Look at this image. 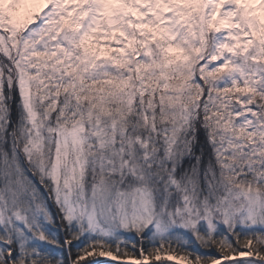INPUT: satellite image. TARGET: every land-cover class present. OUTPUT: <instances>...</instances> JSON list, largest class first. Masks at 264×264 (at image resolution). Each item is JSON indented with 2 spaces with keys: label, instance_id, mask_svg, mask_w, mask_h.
<instances>
[{
  "label": "snow or ice",
  "instance_id": "snow-or-ice-1",
  "mask_svg": "<svg viewBox=\"0 0 264 264\" xmlns=\"http://www.w3.org/2000/svg\"><path fill=\"white\" fill-rule=\"evenodd\" d=\"M0 264H264V0H0Z\"/></svg>",
  "mask_w": 264,
  "mask_h": 264
}]
</instances>
